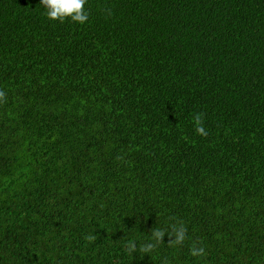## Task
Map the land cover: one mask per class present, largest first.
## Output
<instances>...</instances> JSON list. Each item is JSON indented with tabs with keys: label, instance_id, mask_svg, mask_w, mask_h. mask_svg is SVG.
<instances>
[{
	"label": "trees",
	"instance_id": "16d2710c",
	"mask_svg": "<svg viewBox=\"0 0 264 264\" xmlns=\"http://www.w3.org/2000/svg\"><path fill=\"white\" fill-rule=\"evenodd\" d=\"M85 8L0 0V264H264V0Z\"/></svg>",
	"mask_w": 264,
	"mask_h": 264
},
{
	"label": "clouds",
	"instance_id": "9594fccd",
	"mask_svg": "<svg viewBox=\"0 0 264 264\" xmlns=\"http://www.w3.org/2000/svg\"><path fill=\"white\" fill-rule=\"evenodd\" d=\"M86 0H40V5L44 8L46 16L51 20H64L70 18L74 22L83 24L88 21L89 16L85 8ZM6 98V92L0 90V102H4ZM195 130L202 136H207L202 125L201 115L197 114L194 117ZM166 229H171L166 231ZM173 237L170 242L174 245H182L186 239L187 229L183 223H172L166 227L157 226L152 229L150 240L153 241L149 244H144L141 247V251L149 252L153 250L158 244L162 243L165 235ZM92 239V237H89ZM127 250L129 253L137 250V244L135 241H129L127 243ZM190 254L193 257H202L205 255V249L203 246H193L190 249Z\"/></svg>",
	"mask_w": 264,
	"mask_h": 264
}]
</instances>
